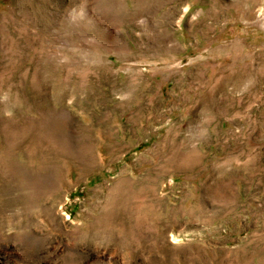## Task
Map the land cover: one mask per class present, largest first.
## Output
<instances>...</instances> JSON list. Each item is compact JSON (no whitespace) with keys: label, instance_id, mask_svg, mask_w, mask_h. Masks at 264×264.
I'll list each match as a JSON object with an SVG mask.
<instances>
[{"label":"rangeland","instance_id":"1","mask_svg":"<svg viewBox=\"0 0 264 264\" xmlns=\"http://www.w3.org/2000/svg\"><path fill=\"white\" fill-rule=\"evenodd\" d=\"M0 264H264V0H0Z\"/></svg>","mask_w":264,"mask_h":264}]
</instances>
